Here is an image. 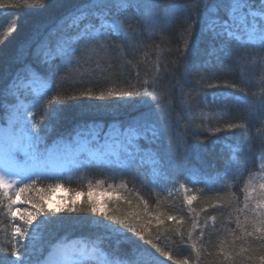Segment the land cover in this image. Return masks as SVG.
I'll use <instances>...</instances> for the list:
<instances>
[{"label": "trees", "instance_id": "trees-1", "mask_svg": "<svg viewBox=\"0 0 264 264\" xmlns=\"http://www.w3.org/2000/svg\"><path fill=\"white\" fill-rule=\"evenodd\" d=\"M13 3L0 0V104L9 102L8 84L21 67H39L45 75L35 79L44 87H29L20 97L31 107V129L39 132L40 140L68 139L83 122L127 123L148 111L159 112L163 136L162 148L139 141L142 148L152 149L155 162L142 153L143 163L131 168L76 164L68 176H40L34 184L26 180L19 189L25 183L32 186L15 197L13 210H20L15 218L0 193V261L15 260L10 255L18 239L13 229L23 226L20 213L34 211L31 205L36 202L44 205L52 220L63 219L26 242L27 253L22 256L28 263L74 240L104 254L112 264H175L177 260L264 264V237L254 230L256 216L246 206L249 183L258 174L264 154V42L256 40L244 48L233 42L238 50L222 62L213 58L211 65H204L207 44L201 43L203 51L190 57L191 72L185 80V41L204 3L198 10L195 0H138L139 7L120 11L112 6V16L106 19H119L123 32L109 37L103 51L79 39L86 26L100 24L99 16L86 11L88 0ZM65 16L74 23L72 27L63 21ZM52 27L59 33L51 32ZM49 42L51 52L45 47ZM59 48L75 49L70 66L62 57L50 69L41 65ZM210 75L215 78L208 79ZM109 91L114 95L109 97ZM127 91L133 97L119 96ZM218 91L234 95L211 102L212 93ZM101 94L104 100L95 99ZM237 96H245L247 102L236 100ZM141 100L151 103L141 104ZM50 105L60 107L59 118H45ZM230 124L240 127L229 129ZM232 158L235 167L224 170ZM57 184L69 194H82L77 208L87 209L94 202L97 214L90 210L49 213L54 208L47 201ZM104 213L135 226L161 251L110 222Z\"/></svg>", "mask_w": 264, "mask_h": 264}, {"label": "snow or ice", "instance_id": "snow-or-ice-1", "mask_svg": "<svg viewBox=\"0 0 264 264\" xmlns=\"http://www.w3.org/2000/svg\"><path fill=\"white\" fill-rule=\"evenodd\" d=\"M20 0H14L11 6H15ZM47 0H45V3ZM196 8L199 9L200 5L205 0H195ZM24 4H28L29 0H23ZM32 4H39L40 0H31ZM101 5L103 8L101 9ZM115 6L117 11L121 8H137L139 7L138 0H88L86 11L93 16H99L100 24L98 27L86 26L80 33L79 39L87 45L94 46L97 50L103 51L107 48V41L111 36H120L123 32V24L119 19H106L112 16L111 7ZM201 23V30L199 36L196 35L192 27L188 30V37L185 41V51L183 53L184 67H185V80L191 72V60L190 57L197 54L200 49L201 43L207 44V57L204 61V65H211L213 58L217 62H222L224 57L233 55L238 49L232 47L233 42L239 48H244L253 41L260 40L264 42V0H212L210 7L206 10L203 20L200 19L199 12L196 13V21ZM110 28L111 31H103V29ZM195 37V39H192ZM51 52V49H49ZM39 51L37 56H39ZM76 55L75 49L69 50L67 48H59L56 53L47 56V58L40 61L41 65L50 69L57 57H62L66 66H70L73 63L72 57ZM25 75H21L19 72L12 78L8 84V91L13 95H19L23 91L31 86L33 78L37 76L45 75L42 73L39 67L33 65H26L24 70ZM50 75H55L51 73ZM214 75H210L208 79H214ZM217 87H219L217 85ZM226 87V85H225ZM139 93H137L138 95ZM109 97L114 94L109 91L107 93ZM133 92H121L120 97H133ZM233 92L218 91L212 93V101L217 99H227L233 97ZM95 99L104 100L103 94L96 96ZM207 102V97H203ZM236 100L246 101L245 96H237ZM141 104H150V101L141 100ZM264 104V99L261 100ZM61 109L58 105H50L45 108V118L48 115H52L59 118ZM19 130L13 131L10 126L5 130L3 137L0 138V193L4 197H7L8 203L6 205L9 214L15 218L20 210L17 208L13 210V206L16 201L9 194V189L12 187L11 177L14 175V170L17 167L16 156L17 153H23L27 157L25 167L21 171H31L28 166V162H31L32 166H44L53 163L51 160L42 159L43 153H41L36 144L38 143L39 132H29L25 128L24 122L20 121ZM162 118L159 112H144L139 116L133 118L132 121L124 123L118 120L107 125V130H104L102 123L96 122H83L78 128L77 134L86 139V143L90 146L86 149V156H83V152H78L69 161L70 163L80 164L81 166L88 167L93 164H98L106 167H134L138 162L143 163L142 153L151 152L152 149L142 148L139 141L143 140L148 144H157L158 148H162L159 143L162 140ZM35 127V126H34ZM229 129L240 127V125L230 124ZM99 129V130H96ZM219 131V129H217ZM87 133L86 137L85 134ZM166 151V150H165ZM83 156V158H82ZM163 158V157H161ZM18 175V173H15ZM41 178L40 173L29 175L25 177L26 180H31L34 184L37 179ZM32 185L25 183L23 188L19 189L20 193H23L26 189ZM56 187H60L59 184ZM260 188L264 190V184L260 185ZM194 199V197H193ZM191 201H189L190 203ZM3 200L0 199V204ZM31 207L34 211H25L20 213V219L23 221V226H18L13 229V236L18 237L12 244V251L10 255L15 258L14 261H9L8 264H25L27 256L23 253H27L28 240L34 238V234H39L42 229L47 228L49 224H55L57 221L63 219L57 217L56 220H52L48 214L45 213L44 205L33 202ZM264 209V204L259 206ZM95 215L98 212L97 206L94 202H89L87 209L77 208L75 203L71 204L67 209L55 208L49 209V213H60L67 211L68 213L74 212H86L89 211ZM106 218L113 223H118L122 227L132 232L135 236H138L140 241L146 244H151L153 248H156L157 252L161 250L152 243L151 240H147L141 231L131 224H126L124 220H118L115 216H108L104 213ZM43 216L44 219L40 220L38 217ZM256 218L252 222V226L256 232L261 233L264 237V211H256ZM196 227L195 224L192 225ZM119 231V230H117ZM182 235V233H181ZM248 236H252L253 232H248ZM191 237V233H189ZM126 240L131 241L130 237H125ZM133 244L134 241H131ZM195 245H193V248ZM184 250L181 249V252ZM172 259L168 253H161ZM127 255V254H125ZM251 259V257L249 258ZM264 261V256L261 257ZM0 264H4L0 261ZM131 264V262H129ZM175 264H188L187 260H177Z\"/></svg>", "mask_w": 264, "mask_h": 264}, {"label": "rangeland", "instance_id": "rangeland-1", "mask_svg": "<svg viewBox=\"0 0 264 264\" xmlns=\"http://www.w3.org/2000/svg\"><path fill=\"white\" fill-rule=\"evenodd\" d=\"M212 1L205 2L199 10L200 19L203 20L206 10L210 7ZM190 27L193 28L195 33L201 30V23L193 22L190 23ZM25 68L21 67L20 74L25 75L23 71ZM31 88H42L44 87V82L39 79L33 78L31 82ZM10 94L8 103L0 104V138L3 137V134L6 129L10 126L13 128V131L19 130L20 121L24 122L25 128L27 131L32 132L31 124L33 121L32 110L27 104L22 101V98L19 95ZM104 130H107V125H103ZM99 130V129H96ZM87 133L85 134L86 137ZM38 150L43 153L42 159L51 160L53 163L47 164L44 166H32L31 162H28V166L31 168V171H21L25 167V162L27 157L23 153H17L16 164L17 167L14 170V175L12 179V187L8 190L9 194L13 199L17 196L19 187L26 182L25 177L29 175H34L35 173H40L42 177H52L59 178L60 175L68 176L70 170L76 166L75 163H70L69 161L76 155L78 152H83V156H86V149L90 146L87 145L86 139L79 136L77 133L68 137V139H58L57 141H52L50 143H45L38 138V143L36 144ZM146 157L150 162H155L154 155L152 152H147ZM83 158V157H82ZM261 167L258 174L251 180L249 185H251L250 190L248 191L247 205H250L255 214L256 211H264V209L259 206L264 204V190L260 188L261 184H264V154L260 157ZM235 160L232 158L229 162L226 163L224 170L233 169L235 167ZM15 173H18L15 174ZM82 198L81 195H72L67 193L65 188L62 186L56 188L52 196L47 201V205L51 208H61L71 205L73 203L80 202ZM7 199V197H6ZM49 262V263H48ZM25 264H112L104 254L99 253L96 249H88L85 246H78L75 241L67 242L64 247L59 248L58 250L51 252L44 261L41 263H30L25 261Z\"/></svg>", "mask_w": 264, "mask_h": 264}, {"label": "bare ground", "instance_id": "bare-ground-1", "mask_svg": "<svg viewBox=\"0 0 264 264\" xmlns=\"http://www.w3.org/2000/svg\"><path fill=\"white\" fill-rule=\"evenodd\" d=\"M68 18V16H65V17H63L62 19H63V21H65V22H67V26H70L71 25V27L73 26V22H72V20H69V21H67L66 19ZM50 31L52 32L53 31V33L54 34H57V33H59L57 30H55L54 29V27H52V28H50ZM52 34V33H51ZM48 42V41H47ZM51 42H49V43H47V45L45 46L46 48H48V50L51 48V44H50ZM7 92V97H9L10 96V94H8V90H6Z\"/></svg>", "mask_w": 264, "mask_h": 264}]
</instances>
